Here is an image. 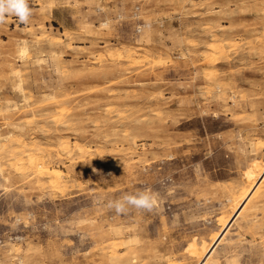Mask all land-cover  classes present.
<instances>
[{"label":"rangeland","instance_id":"obj_1","mask_svg":"<svg viewBox=\"0 0 264 264\" xmlns=\"http://www.w3.org/2000/svg\"><path fill=\"white\" fill-rule=\"evenodd\" d=\"M28 5L0 24V264H264V0Z\"/></svg>","mask_w":264,"mask_h":264},{"label":"clouds","instance_id":"obj_2","mask_svg":"<svg viewBox=\"0 0 264 264\" xmlns=\"http://www.w3.org/2000/svg\"><path fill=\"white\" fill-rule=\"evenodd\" d=\"M9 16H14L20 23L27 24L31 16L28 0H0V24H4ZM156 204L155 196L149 191H138L136 194H124L116 200L109 201L108 208L117 214L126 213L128 207L151 211Z\"/></svg>","mask_w":264,"mask_h":264},{"label":"bare ground","instance_id":"obj_3","mask_svg":"<svg viewBox=\"0 0 264 264\" xmlns=\"http://www.w3.org/2000/svg\"><path fill=\"white\" fill-rule=\"evenodd\" d=\"M213 47V46H212ZM215 47V46H214ZM218 50V49H217ZM212 51V50H211ZM216 51V50H215ZM213 52V51H212ZM27 150V149H26ZM12 151V150H11ZM25 151V150H24ZM23 152V150H22ZM27 160L29 162L30 165H34V157H32L30 154L27 155ZM18 165V164H17ZM42 173H44L45 175H47V177L49 178V183H55L54 185L58 184L59 178L56 176H53V174H51L49 171H40ZM53 185V184H50ZM53 185V186H54Z\"/></svg>","mask_w":264,"mask_h":264}]
</instances>
